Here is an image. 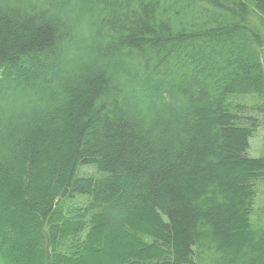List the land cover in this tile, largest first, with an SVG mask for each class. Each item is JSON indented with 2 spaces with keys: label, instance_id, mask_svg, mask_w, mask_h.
<instances>
[{
  "label": "trees",
  "instance_id": "16d2710c",
  "mask_svg": "<svg viewBox=\"0 0 264 264\" xmlns=\"http://www.w3.org/2000/svg\"><path fill=\"white\" fill-rule=\"evenodd\" d=\"M264 0H0V264H264Z\"/></svg>",
  "mask_w": 264,
  "mask_h": 264
},
{
  "label": "rangeland",
  "instance_id": "374dc122",
  "mask_svg": "<svg viewBox=\"0 0 264 264\" xmlns=\"http://www.w3.org/2000/svg\"><path fill=\"white\" fill-rule=\"evenodd\" d=\"M264 148V128H261L258 134L251 140L250 153L257 155Z\"/></svg>",
  "mask_w": 264,
  "mask_h": 264
}]
</instances>
